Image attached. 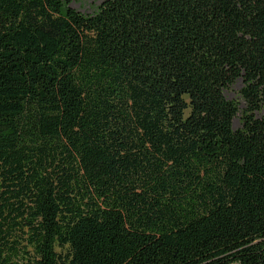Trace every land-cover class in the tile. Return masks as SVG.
I'll return each mask as SVG.
<instances>
[{
	"label": "trees",
	"instance_id": "trees-1",
	"mask_svg": "<svg viewBox=\"0 0 264 264\" xmlns=\"http://www.w3.org/2000/svg\"><path fill=\"white\" fill-rule=\"evenodd\" d=\"M75 1L0 0V264H264V0Z\"/></svg>",
	"mask_w": 264,
	"mask_h": 264
},
{
	"label": "rangeland",
	"instance_id": "rangeland-1",
	"mask_svg": "<svg viewBox=\"0 0 264 264\" xmlns=\"http://www.w3.org/2000/svg\"><path fill=\"white\" fill-rule=\"evenodd\" d=\"M106 1L107 0H76L72 4V7L82 14L93 15L97 11L98 7ZM242 87H243V84L242 82L239 81L231 89L225 92L226 97L231 101H235L239 103L241 109L244 108V103L242 102L241 97H240V91ZM233 128L235 130L242 128L240 116L235 118L234 123H233Z\"/></svg>",
	"mask_w": 264,
	"mask_h": 264
}]
</instances>
